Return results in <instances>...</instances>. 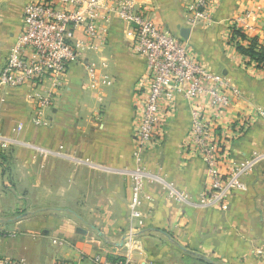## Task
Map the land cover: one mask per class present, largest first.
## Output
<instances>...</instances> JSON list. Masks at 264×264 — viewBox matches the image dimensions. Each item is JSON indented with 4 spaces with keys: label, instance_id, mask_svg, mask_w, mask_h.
<instances>
[{
    "label": "crops",
    "instance_id": "obj_1",
    "mask_svg": "<svg viewBox=\"0 0 264 264\" xmlns=\"http://www.w3.org/2000/svg\"><path fill=\"white\" fill-rule=\"evenodd\" d=\"M29 1L0 0V70ZM191 1L147 0L159 26L241 90L243 98L217 124L225 130L239 116L252 121L243 136L228 143L220 163L228 176L264 154L259 114L264 71L244 66L247 59L227 41L233 18L253 0H220L211 24L189 21ZM258 5V27L264 30V0ZM183 29H189L188 39ZM76 36L85 40L81 32ZM247 37L240 43L247 45L253 36ZM106 38L86 54L98 65L97 82L82 64L71 65L45 112V125L31 123L27 86L2 94L0 156H7L0 166V233L7 236L2 254L27 264H91L96 255L132 264H264V165L242 172L246 189L236 190L225 206H204L209 177L192 150V104L183 96L164 115L161 140L144 157L142 207L132 212L133 179L142 169L133 153V128L148 77L129 25L115 16ZM106 76L111 85L103 83Z\"/></svg>",
    "mask_w": 264,
    "mask_h": 264
},
{
    "label": "built area",
    "instance_id": "obj_2",
    "mask_svg": "<svg viewBox=\"0 0 264 264\" xmlns=\"http://www.w3.org/2000/svg\"><path fill=\"white\" fill-rule=\"evenodd\" d=\"M219 1L189 2L186 6L189 21L211 24ZM258 1L253 0L251 7L233 18V29L242 30L246 36L264 37L256 16ZM148 6L147 0H30L23 11L21 32L0 70V101L8 90L27 86L33 105L31 123L45 125V112L51 107L56 91L63 87L71 65L82 64L93 82H97L98 65L86 54L96 47L97 41L107 39L109 25L116 16L131 28L133 50L143 59L148 77L146 87L140 92L133 128L136 140L133 153L142 169L136 171L133 179L132 212L138 213L142 207L144 157L160 142L163 117L172 113L178 96L192 104L191 146L205 164L209 177V187L202 194L201 203L206 207H223L236 190L246 189L242 172H253L264 161V156H256L228 176L221 171L220 163L227 157L228 145L243 136L251 125L246 116H239L222 130L221 136L217 134L220 117L242 97L241 90L225 75L208 69L185 41L159 26ZM77 32L85 40L78 38ZM103 83L111 85L112 82L106 76ZM259 114L263 116L264 112ZM225 136L230 140L221 153ZM6 237L0 233V264H27L24 259L2 254ZM56 264L77 263L60 260ZM91 264L132 263L127 259L112 262L96 255Z\"/></svg>",
    "mask_w": 264,
    "mask_h": 264
},
{
    "label": "trees",
    "instance_id": "obj_3",
    "mask_svg": "<svg viewBox=\"0 0 264 264\" xmlns=\"http://www.w3.org/2000/svg\"><path fill=\"white\" fill-rule=\"evenodd\" d=\"M236 38L245 40L247 39V36L240 29H233L232 40H235ZM236 48L239 53L247 59L246 63L255 62L257 67H264V43L260 42L259 36H253L248 45L238 43ZM217 134L219 136L222 135L221 127L217 128ZM228 140L230 139L225 136L221 153H223L224 149L226 148V141Z\"/></svg>",
    "mask_w": 264,
    "mask_h": 264
},
{
    "label": "rangeland",
    "instance_id": "obj_4",
    "mask_svg": "<svg viewBox=\"0 0 264 264\" xmlns=\"http://www.w3.org/2000/svg\"><path fill=\"white\" fill-rule=\"evenodd\" d=\"M232 34H233V27H232V25H231V27H230V29H229V33L227 34V41H228V43L230 44V43H233L234 45L236 44H238V43H240V42H242V40L243 39H241V38H236L235 40H232ZM248 38V37H247ZM259 38H262V39H264V37L263 36H259ZM261 39V40H262ZM246 41H247V39H245ZM244 42L245 44H249V43H247V42ZM263 43V42H262ZM247 61V60H246ZM246 61H244L243 63V65L244 66H248V68L249 67H255V68H260V69H262L263 71H264V67L262 68V67H257V65H256V63L255 62H249V63H246ZM254 64V65H253ZM241 98H243V95H242V97ZM241 98L238 100V101H240L241 100ZM262 116V115H261ZM247 117V119L251 122V125H252V121H251V117H250V115H248V116H246ZM251 125H250V127H251ZM249 130V128L247 129V131ZM246 131V132H247ZM245 132V133H246ZM262 156H264V155H262ZM6 157L7 156H0V166L1 165H4L5 164V162H6ZM9 157V156H8ZM261 163H263V165H264V161H262Z\"/></svg>",
    "mask_w": 264,
    "mask_h": 264
},
{
    "label": "water",
    "instance_id": "obj_5",
    "mask_svg": "<svg viewBox=\"0 0 264 264\" xmlns=\"http://www.w3.org/2000/svg\"><path fill=\"white\" fill-rule=\"evenodd\" d=\"M181 36L184 38V39H188L189 37V29H183L181 31Z\"/></svg>",
    "mask_w": 264,
    "mask_h": 264
}]
</instances>
